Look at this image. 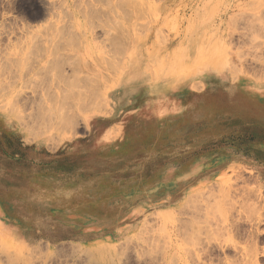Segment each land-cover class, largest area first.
Listing matches in <instances>:
<instances>
[{
  "label": "rangeland",
  "instance_id": "rangeland-1",
  "mask_svg": "<svg viewBox=\"0 0 264 264\" xmlns=\"http://www.w3.org/2000/svg\"><path fill=\"white\" fill-rule=\"evenodd\" d=\"M20 1L0 0V264H264V0ZM58 16L57 51L121 44L126 83L42 68ZM51 91L83 97L75 129L42 127Z\"/></svg>",
  "mask_w": 264,
  "mask_h": 264
},
{
  "label": "bare ground",
  "instance_id": "bare-ground-1",
  "mask_svg": "<svg viewBox=\"0 0 264 264\" xmlns=\"http://www.w3.org/2000/svg\"><path fill=\"white\" fill-rule=\"evenodd\" d=\"M105 1V0H104ZM20 3H22L23 5H27L28 7H29V9L31 10V7H34V8H36L34 5L36 4V2H35V0H21L20 1ZM54 2L53 1H50V0H47V1H44V2H40V3H37V6H39V10H37L36 9V11H30V12H32L31 13V15H30V17L32 16H36L37 14H38V16H39V14L41 13V15H48L49 16V14L50 13H53V15H55V13H54V11H53V8H54ZM89 4V3H88ZM19 6H22V5H20L19 4ZM91 7V6H90ZM93 7H92V11H93ZM33 10H35V9H33ZM90 10V11H91ZM95 10H98L97 8L95 9ZM100 11V10H99ZM104 12V11H103ZM30 14V13H29ZM93 15H95V14H93ZM42 16V17H43ZM98 16V15H97ZM49 19V18H48ZM58 19H60V17L58 16L57 17V19H55L54 21H53V19H49V23H47L48 25H47V27L45 28V30L43 31V32H41L39 35L38 34H35L34 35V38H33V40H32V42H31V46H33V45H36L37 47L39 46V45H43V48L42 47H38V49L39 50H41L42 51V53H40L41 55H40V58L38 59L39 60V63H40V66L43 68H45V67H47L48 68V66H49V68L51 67V68H53L51 65H56L55 64V62H58V61H69V60H73V58H75V57H77V58H79V60H80V63H81V61H82V64L81 65H79V66H77V63H73V64H76V66L78 67H76L75 65H74V67H75V69L77 68L78 70L80 69L79 67L81 66L82 67V69L84 68V66L83 65H85V68H84V70H82L84 73V75H85V77H89L90 75V78L88 79V81L84 78V77H82L83 78V80H86L87 81V83H89V82H91L92 83V85H93V82H92V80H96V79H99V78H101V79H103L107 84H109V81H112V80H109L108 81V79H107V77L106 76H110L111 77V75H112V77L113 76H117L116 77V79H119V77H120V83L122 82L123 84H124V82H125V80H127V77L126 76H124V75H122V76H120L121 74V71H119V72H117L118 74H116V71H113V68H114V65L116 64V60L115 59H118L119 58V62H120V59L121 58H123V61H126V60H124V58H125V56H122L123 54H126V53H120V52H122L123 50H122V46H121V44L119 45V44H117V43H115V45H112L111 47H109L107 50H104V52H103V55H101V54H98V53H95L94 51H90L91 49V46H90V44H89V42H88V38H87V36H85L86 35V33H87V31L86 30H83L82 32L80 31V32H78L77 31V29H76V31H73V36L72 37H70L71 36V34H72V32H70L71 34H70V38H71V40L68 42V43H65V44H68L69 46H68V48H67V51L68 52H60V51H57L56 49V45L58 44V42L56 41V38H61V36H62V32H63V29L64 30H66L65 28H66V25L64 24V23H59L58 21ZM71 27L69 26V29H70ZM68 29V28H67ZM68 29V30H69ZM68 30L66 31V33L67 34H69L68 33ZM72 31V30H71ZM84 36H85V38H84ZM116 38V37H115ZM113 39V38H112ZM67 41V40H66ZM110 41H111V38H110ZM64 44V43H63ZM83 44V45H82ZM112 44H114V43H112ZM30 46V47H31ZM59 46V45H58ZM115 46V47H114ZM36 47V48H37ZM60 47V46H59ZM63 47V46H62ZM61 47V48H62ZM114 47V49H111V48H113ZM42 48V49H41ZM65 49V48H64ZM90 49V50H89ZM125 49V48H124ZM37 50V49H36ZM122 50V51H121ZM27 52H31L30 51V49H28V51H26L25 52V54L27 55V56H29L28 54H27ZM36 52V51H35ZM128 53V52H127ZM39 54V53H38ZM118 54H121V58L118 56ZM106 55V56H105ZM130 55H126V57L128 58ZM132 56V55H131ZM9 61H13V59L12 60H9ZM74 61V60H73ZM75 61H76V58H75ZM12 63V62H11ZM16 63V62H15ZM37 63V62H36ZM65 63V62H64ZM67 63V62H66ZM70 63H71V61H70ZM122 63V62H121ZM7 64V63H6ZM35 64V63H34ZM45 64V65H44ZM59 64V63H58ZM69 64V63H68ZM67 64V66H69ZM72 64V65H73ZM12 65H14V64H12ZM31 66L33 65V64H30ZM64 64H62V66H63ZM71 65V64H70ZM71 65V66H72ZM120 65V64H119ZM4 66H6V65H4ZM7 66H9L8 64H7ZM70 66V67H71ZM116 66V65H115ZM125 66V65H124ZM11 66H9V67H6V69L7 68H10ZM14 67H15V69H17L16 67L17 66H15L14 65ZM58 67V66H57ZM69 67V68H70ZM74 67L72 66L71 68H73L74 69ZM27 68H29V65H28V67ZM46 68V69H47ZM55 68V67H54ZM53 68V69H54ZM109 68V70H107ZM45 69V70H46ZM56 69H58V68H56ZM60 69V68H59ZM62 69V68H61ZM60 69V70H61ZM103 69V70H102ZM10 70V69H9ZM27 70V69H26ZM40 70H41V68H40ZM44 70V71H45ZM81 70V69H80ZM110 70H111V72H110ZM4 71V70H3ZM11 71V70H10ZM13 71V70H12ZM30 71V70H29ZM43 71V70H42ZM72 71V73H73V71L74 70H71ZM28 72V71H27ZM51 72V71H50ZM61 72V71H60ZM81 72V71H80ZM85 72H86V74H85ZM115 73L114 75H113V73ZM34 73V72H33ZM36 73V72H35ZM54 73H55V71H54ZM53 73V74H54ZM76 73V72H75ZM74 73V74H75ZM122 73H124V72H122ZM2 70H1V67H0V77L2 76ZM10 74H12V75H10V76H12L13 77V73H10ZM38 74V73H37ZM55 74H57V72L55 73ZM61 74H62V72L60 73V75L59 76H61ZM76 75H78L77 73H76ZM81 75H82V73H81ZM101 75V76H100ZM102 75H105L104 77L107 79H104L103 77H102ZM45 76V75H44ZM59 76H58V78L57 77H55V80H57V79H59ZM94 76V77H93ZM95 76H98L97 78H95ZM100 76V77H99ZM46 77V76H45ZM61 77H63V75L61 76ZM65 77V76H64ZM68 77V76H67ZM70 77V76H69ZM126 77V78H125ZM23 78V77H22ZM22 78H20V79H22ZM57 78V79H56ZM76 78V77H75ZM1 79V78H0ZM53 79H54V77H53ZM52 79V80H53ZM62 81H63V79L62 78H60ZM65 79V78H64ZM81 79V78H80ZM111 79H114V78H111ZM45 80H46V78H45ZM66 80V79H65ZM64 80V81H65ZM71 80V79H70ZM73 80V79H72ZM13 81H14V79H13ZM61 81V82H62ZM63 81V82H64ZM86 81H85V84H86ZM99 83H100V80H97ZM96 81V82H97ZM104 81H101V84H103V86H100L101 84H99V86L100 87H105L104 85H106L105 84V82ZM12 82V81H11ZM47 82V81H46ZM53 82V81H52ZM55 82V81H54ZM61 82H58L57 81V83H61ZM62 82V83H63ZM113 82V81H112ZM23 83H24V81H23ZM48 83V82H47ZM56 83V82H55ZM57 83H56V86L55 87H57ZM76 83V82H75ZM90 83V84H91ZM126 83V82H125ZM68 84H70V83H68ZM68 84H67V86H68ZM71 84H73V83H71ZM89 84V86L91 87V85ZM94 84H96V83H94ZM113 84V83H112ZM26 85V84H25ZM59 85V84H58ZM65 85V84H64ZM74 85V84H73ZM73 85H72V87H73ZM97 85H98V83H97ZM97 85H95L96 87H95V93H97L96 92V88L98 87ZM110 85V84H109ZM2 86H4V85H2ZM24 86V85H23ZM47 86V85H46ZM60 86V85H59ZM71 86V85H70ZM88 85H87V87H89ZM110 86H113V85H110ZM74 87H76V86H74ZM73 87V88H74ZM89 87V88H90ZM107 87V86H106ZM58 89L57 90H59V87H57ZM61 88V87H60ZM70 88V87H69ZM94 88V87H93ZM4 88H1L0 87V93L2 94V93H5L4 92V90H3ZM97 89H99V87L97 88ZM102 88H100L99 89V91L98 92H101L102 93V91L105 89H103L102 91H100ZM57 90H56V92H57ZM77 90V89H76ZM89 90H93L94 91V89H89ZM18 91V90H17ZM71 91H72V89H71ZM81 91V90H80ZM105 91H106V89H105ZM105 91H103V94L105 95ZM52 92V91H51ZM55 92V91H54ZM54 92H52L53 94H56V93H54ZM75 92V91H74ZM79 92V91H78ZM8 93V92H7ZM62 93V92H61ZM64 93V92H63ZM72 93H73V91H72ZM94 92H92L91 94H93ZM53 94H49L50 95V97L53 95ZM57 94H59V93H57ZM55 95V96H57L55 99H53V98H49V96H46V98L45 99H47V97L49 98V99H47L46 101L44 100V102H42V103H44V107H46L47 108V111H48V113H47V111L45 112L44 110H40V111H44V117H47V120H46V122L44 123V121L45 120H43L42 122H43V125H42V127H44V130H46L47 129V131L48 132H52V131H56V130H58V128H62V127H60L61 126V121H64V122H66L65 120H67V122H66V124H69V126H65V125H63L65 128L67 127V129L68 128H71L72 127V125H73V123H75V120H74V116L73 115H69V112L70 113H74V111H76V110H80V109H82V107L85 105V106H87L86 105V102H84V100H83V97H80L79 95H74V96H71V95H61V94H59L60 95V97H59V95ZM80 94V93H79ZM84 94V93H83ZM103 94L101 95V96H103ZM97 95H99L100 96V94H97ZM95 97H96V95H94ZM93 96V97H94ZM100 96V97H101ZM91 98L90 97V103H88V105L91 107V105L90 104H92V102H94V98ZM12 98H10V100H11ZM22 99V98H21ZM30 99V98H29ZM28 99V100H29ZM9 100V101H10ZM13 100V99H12ZM8 101V102H9ZM42 101V100H41ZM2 101H0V103H1ZM11 103H12V101H10ZM30 103V102H29ZM3 105H5V103H2ZM9 104V103H8ZM13 105V104H12ZM93 105V104H92ZM96 106H98V107H100L99 105L100 104H95ZM95 106V107H96ZM10 107V106H9ZM13 107V106H12ZM42 107V106H41ZM92 107H94V105L92 106ZM39 108H40V106H39ZM84 108V107H83ZM100 108H102V107H100ZM10 109V108H9ZM16 109V108H15ZM14 109V110H15ZM88 109H90V108H88ZM30 111H31V109H29ZM32 110H33V108H32ZM36 110H37V108H36ZM39 110H37V111H39ZM46 110V109H45ZM92 110H94V109H92ZM20 111V110H19ZM78 111H76V112H78ZM95 111V110H94ZM23 112V111H22ZM41 112V113H42ZM13 113H15L14 115H13V117L14 116H16L14 119H16L17 121H19V119L18 118H21L22 117V113H20L19 114V112L17 111V109H16V112H13ZM16 113H17V115H16ZM31 113V112H30ZM46 113V114H45ZM25 114V113H24ZM48 114V115H47ZM75 114V113H74ZM46 115V116H45ZM18 116V117H17ZM24 116V115H23ZM25 117V116H24ZM24 117H22L23 119H24V121L23 120H21V121H23V122H25V119L26 118H24ZM27 117V116H26ZM37 117V116H36ZM75 117H76V115H75ZM37 118H40V117H37ZM28 120V119H27ZM31 120V119H30ZM35 120H37V119H35ZM35 120H33L34 122H35ZM42 120V119H41ZM41 120H40V122H41ZM39 121V120H38ZM20 122V121H19ZM23 122H21V123H23ZM64 122H62V124L64 123ZM30 123V122H29ZM33 123V122H32ZM31 123V124H32ZM77 124V123H76ZM75 124V125H76ZM26 125V124H25ZM27 125H29V124H27ZM70 125H71V127H70ZM30 126V125H29ZM28 126V127H29ZM35 126V125H34ZM29 129H31V128H29ZM28 129V130H29ZM71 129H75V127L74 128H71ZM32 130V129H31ZM33 131H35V130H33ZM41 131V130H40Z\"/></svg>",
  "mask_w": 264,
  "mask_h": 264
}]
</instances>
